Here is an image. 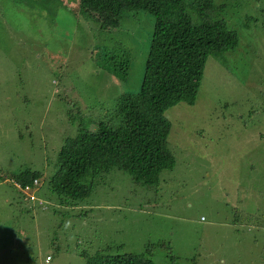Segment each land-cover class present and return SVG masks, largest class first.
<instances>
[{
  "label": "rangeland",
  "instance_id": "rangeland-1",
  "mask_svg": "<svg viewBox=\"0 0 264 264\" xmlns=\"http://www.w3.org/2000/svg\"><path fill=\"white\" fill-rule=\"evenodd\" d=\"M214 4L210 19L224 20L240 39L230 55L208 58L194 104L164 112L173 168L149 186L113 168L97 177L92 203L65 205L47 181L61 145L108 119L109 96L137 91L142 75L139 52L127 83L101 70L94 55L127 56L149 38L155 18L129 10L102 28L79 0H0V109L11 112L0 117V224L28 236L0 230V264H81L80 252L91 255V247L148 251L153 264H169L173 254L176 264H264V0ZM27 167L44 175L36 202L11 179Z\"/></svg>",
  "mask_w": 264,
  "mask_h": 264
},
{
  "label": "trees",
  "instance_id": "trees-1",
  "mask_svg": "<svg viewBox=\"0 0 264 264\" xmlns=\"http://www.w3.org/2000/svg\"><path fill=\"white\" fill-rule=\"evenodd\" d=\"M79 7L84 14L91 11L98 15L102 28L116 26L129 10L152 14L155 24L149 38L127 49V56L114 51H96L94 55L101 70L127 83L129 69L134 67L139 52L142 75L137 91L109 96L108 104H114L110 116L108 119L103 116L96 126L92 123L96 128L91 130V135L89 128H79L77 135L61 145L55 157V171L47 181L51 191L60 196L65 205L88 197L92 203L90 195L97 177L100 179L106 174L107 178L113 168L129 173L135 183L142 182L146 186L156 181L163 169L173 168L175 158L167 144L170 128L163 125L169 124L164 112L179 102L194 104L208 58L230 55L240 39L238 32L224 20L210 19L214 0H79ZM190 10L192 14L188 13ZM56 11L54 8L51 15ZM106 96L103 92L102 98ZM102 104L100 102V107ZM10 115L8 109H0V117ZM260 132L264 133L263 129ZM228 154H233L230 148ZM87 176L94 177L90 183L84 180ZM42 178V171L29 167L11 176L20 184ZM99 190L104 192L102 188ZM0 230L14 239L17 235L6 224H0ZM17 237L23 239L19 234ZM51 237L61 246L60 235ZM84 242L82 239L80 243ZM109 250L107 247L106 251ZM122 252L110 254L91 247V255L84 250L79 256L81 264H153L151 252ZM27 253L32 256L30 251ZM38 253L37 249L35 255ZM28 254L26 258L31 257ZM175 258L174 254L169 256V264H176ZM27 261L26 264H35V258L33 263Z\"/></svg>",
  "mask_w": 264,
  "mask_h": 264
},
{
  "label": "clouds",
  "instance_id": "clouds-1",
  "mask_svg": "<svg viewBox=\"0 0 264 264\" xmlns=\"http://www.w3.org/2000/svg\"><path fill=\"white\" fill-rule=\"evenodd\" d=\"M113 79H116V78H113ZM163 125H164V127L171 129V124L170 123L168 124V126L166 124H163ZM170 129H169V133H170ZM18 185H19V187H21L22 189L25 190L24 197H25L26 200H29V201H32V202H36L35 201L36 200L35 191H37L36 186H39V180L34 179L32 182L25 183V184H20L19 183ZM40 201H41L42 205L45 203V201H43V200H40ZM20 232H21V234H19V236H25L27 238L26 233L24 231H20Z\"/></svg>",
  "mask_w": 264,
  "mask_h": 264
},
{
  "label": "crops",
  "instance_id": "crops-1",
  "mask_svg": "<svg viewBox=\"0 0 264 264\" xmlns=\"http://www.w3.org/2000/svg\"><path fill=\"white\" fill-rule=\"evenodd\" d=\"M114 80V83L117 84L118 82L116 81V79H113Z\"/></svg>",
  "mask_w": 264,
  "mask_h": 264
}]
</instances>
